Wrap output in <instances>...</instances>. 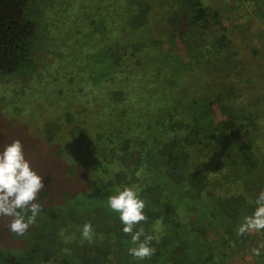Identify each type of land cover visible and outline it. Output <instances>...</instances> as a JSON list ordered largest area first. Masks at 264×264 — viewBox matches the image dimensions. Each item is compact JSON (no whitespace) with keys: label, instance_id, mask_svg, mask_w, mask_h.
<instances>
[{"label":"trees","instance_id":"trees-1","mask_svg":"<svg viewBox=\"0 0 264 264\" xmlns=\"http://www.w3.org/2000/svg\"><path fill=\"white\" fill-rule=\"evenodd\" d=\"M245 2L264 30V0ZM79 4L84 14H74L78 26L84 15L83 36L77 29L64 44L62 69L76 83L71 88L46 78L39 83L32 70L41 28L35 0H0V77L37 81L33 106L50 100L52 108L55 95L62 98L55 111L47 109L38 135L27 125V137L16 139L25 146L41 142L54 153L38 173L45 185L36 201L41 212L22 237L11 234L21 244L0 241V264H226L237 251L248 252L247 260L236 254L242 264H264V249L251 254L264 230L236 235L264 189L252 153L264 143V60L254 58L257 50L234 34L236 27L225 28L223 11L205 0ZM176 36L194 50L187 60L163 47ZM243 49L248 55L241 59ZM65 72L56 73L59 81ZM212 72L227 85H212ZM248 72L254 74L246 77L247 89L233 86ZM81 92L84 113L77 112ZM62 101L72 104L61 108ZM12 136L1 126L0 145ZM128 186L145 201L146 219L136 227L155 249L143 260L128 254L130 236L107 207L108 196ZM11 219L0 216V231L9 232ZM86 222L93 227L90 241L81 237Z\"/></svg>","mask_w":264,"mask_h":264},{"label":"rangeland","instance_id":"rangeland-1","mask_svg":"<svg viewBox=\"0 0 264 264\" xmlns=\"http://www.w3.org/2000/svg\"><path fill=\"white\" fill-rule=\"evenodd\" d=\"M80 1L81 0L74 2L71 1L70 2L71 5H69L68 1L66 2V0H35V3L37 4L38 7V11L34 12V17L39 21V26L41 28L38 31L39 45H36L33 49L32 57L34 64L32 70L34 69L35 73L38 74V78L40 79V81H38L39 83L46 78V80L48 79V81L53 82L54 80L57 84L64 83L67 87H71V88H74V85H76L75 81L69 84V80L66 79L67 73L62 69V67H64L66 62L67 49H65L66 46H64L66 42L65 41L66 36L69 35L74 37L75 36L74 33L76 32L77 29H80L82 31L81 33H79L80 35L84 33V15L80 19L82 22L79 26L75 21L78 19V15L82 13L84 14V9L80 8L81 5L79 4ZM236 1H239L240 4H238L239 2L232 4L231 2H229V0H205V2L209 3L208 4L209 6L223 11L222 12L223 16L220 20L225 28L236 27L237 30L234 28V34L236 36L242 35L246 37L245 42L248 45V47H252L257 50V53L254 54V58H259V59L262 58V60H264V30H262L261 29L262 27L259 25V19L254 15L256 13H254L253 14L254 16H252L249 9L246 7L247 4L245 0H236ZM72 4L78 5L76 9L73 8ZM76 10H77L76 13L77 19L75 18V14H74ZM243 23L244 26L239 28L240 25H242ZM43 25H44V29H43ZM49 25H52L53 28L49 29L48 27ZM234 34L230 35L231 39H234L233 37ZM210 39L211 37L209 35L206 38V41H209ZM82 41H84V38ZM196 42L199 41L197 40ZM70 43L73 45L74 49L77 47L78 44L77 41L75 43L74 42H70ZM163 47L165 48L167 47L170 52H172L174 55L181 58L182 60H187L188 56L194 52V50L185 43V39L180 36H176V38L172 42H170L169 45L166 46L163 45ZM244 55L246 56L248 55L247 51H244V49L242 51H239V56L241 59H243ZM63 57L65 58V60ZM76 62L77 60L72 63V66L74 67L76 66L78 70L79 64H77ZM83 62H84V58H83ZM218 67L219 66L215 67L216 70ZM66 70L69 71L70 69L67 68ZM61 72H65V73L63 74L61 81H59L56 73H61ZM250 74H254V72H248L245 77L242 74L239 75L235 79L236 81L232 82L233 86L238 88V85L239 84L242 85V83L245 82L246 77L249 76ZM212 75H214L212 76L211 79L212 85L213 84L222 85L224 83L226 84L227 81L226 80L224 81L222 78H220L221 74H218V72L217 73L212 72ZM54 76H56V79L58 81L54 79ZM21 77H22L21 74H18V76L16 77L15 76L0 77V128L1 126L5 130L7 129V127L10 128L11 131H13L12 137L15 140L21 139L23 138V136L25 138L27 137L28 134L27 132H29L26 130L27 125H30L31 128L38 135V133L40 132L39 123L42 120L46 119V117H48L47 114H50L52 111H55V107L57 106L55 104L59 103L57 99H62L61 96L55 95L56 103L53 102L54 107L52 108L46 107L48 104H50V100L45 102H40L41 104H39V106H33V103L38 101L37 99L34 98L35 97L34 92L38 87L37 81L35 82L34 80H29L30 78L29 76L26 80V81L29 80L28 83H24L21 81ZM203 86L209 87L207 85H203ZM244 87L247 89L245 83H244ZM78 95L79 97L76 101L79 100L80 102L77 105V108H79L77 112L84 113V92H81ZM249 95L250 93L247 94V98ZM71 104L72 103L65 102V105L63 104L61 108H65L66 106L70 107ZM47 109L49 112L47 111ZM64 135L68 136L67 131L65 130H64ZM35 139L42 140L41 136H38ZM40 143L37 144L34 143L35 146L30 144H28V146L22 144V146L24 152L32 154V159H33L31 163L32 168L33 169L35 168V171L37 173L41 172L43 174L44 171L42 169V165H45L47 161H50L48 159V156H50L51 153V157H53L52 153H54V151H52L45 144L44 146H42ZM4 145L5 144L0 145V148H2ZM37 148L40 150V153L38 152ZM253 150L254 151L252 153L253 155H256V158L258 160L257 163H259L257 168L258 170L260 169V173H262L260 176L264 177L263 174L264 172L262 170L264 167L262 164V158L264 157V143L257 149L253 148ZM218 157L219 160H222L220 156ZM211 159H212L211 162L215 164L214 157H212ZM125 161L128 162V160ZM254 170L256 172H259L255 168ZM46 171L49 170L47 169ZM77 182L71 181V183L74 184H77ZM11 234L12 233H9L6 229H2L0 231V241L5 242L6 244L7 243L21 244L20 239H14ZM157 236L158 234H156V237ZM238 252L239 251H237L235 255H231V257L225 263L242 264L238 260V258H236L237 257L236 254H239V256L244 257V259H246L245 254H247L248 252H241V251L240 253Z\"/></svg>","mask_w":264,"mask_h":264},{"label":"clouds","instance_id":"clouds-1","mask_svg":"<svg viewBox=\"0 0 264 264\" xmlns=\"http://www.w3.org/2000/svg\"><path fill=\"white\" fill-rule=\"evenodd\" d=\"M44 187V177L32 168L19 140L0 148V216L12 218L7 225L10 233L22 237L34 225L41 212V204L36 202L38 193ZM254 204L251 215L244 216L236 228L237 236L264 230V189L257 194ZM107 207L118 214L121 231L130 236V244L134 246L128 248V254L138 260L151 257L155 252L149 243L152 238L144 234L142 227H136L146 219L145 201L139 190L134 186L116 190L115 194L108 196ZM92 234V225L83 224L81 237L90 241ZM141 236H144L143 240ZM262 249L264 242L252 248L251 254L260 256Z\"/></svg>","mask_w":264,"mask_h":264}]
</instances>
